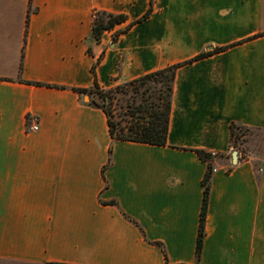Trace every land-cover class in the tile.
I'll use <instances>...</instances> for the list:
<instances>
[{
	"label": "crops",
	"instance_id": "0c3cea01",
	"mask_svg": "<svg viewBox=\"0 0 264 264\" xmlns=\"http://www.w3.org/2000/svg\"><path fill=\"white\" fill-rule=\"evenodd\" d=\"M150 1L0 0V261L264 264V158L230 144L232 122L264 130V0H154L114 42ZM96 10L128 20L93 41ZM217 48L177 69L167 145L113 139L94 95L75 90ZM196 149L224 155L200 259Z\"/></svg>",
	"mask_w": 264,
	"mask_h": 264
},
{
	"label": "trees",
	"instance_id": "16d2710c",
	"mask_svg": "<svg viewBox=\"0 0 264 264\" xmlns=\"http://www.w3.org/2000/svg\"><path fill=\"white\" fill-rule=\"evenodd\" d=\"M153 1L154 0L150 1V7L140 19H138L133 23H130L126 28L119 30H115L116 26L128 20V17L125 14H114L101 10L94 11L92 30H91L92 40L100 41L105 32L115 30L113 34V41L116 42L122 34H124L129 30L131 26H133L137 22H141L147 19L151 15L153 11ZM30 4H31V0H30ZM30 12H31V6H30ZM27 25H28V20H27ZM222 49L223 48H217L214 51L203 52L197 55L196 57L189 59L185 62L170 65L163 69L149 73L138 79L124 83V84L132 85L142 80L154 79L160 77L162 86H165L166 93L165 94L160 93L158 95H149L147 97L141 98L138 105L129 107L126 113L127 114L126 117L120 120L114 119L113 112L111 111V109L106 105H101L95 99H93L90 102V104L96 107H100L106 112L108 116L109 131L113 139L136 141V142L155 144V145H167L168 128H169L171 106H172L171 98H172L173 84L177 69L184 64L191 63L198 59L207 57L211 55L213 52H218ZM88 53L92 54L91 48H88ZM100 60L101 58L96 60L92 65V72L94 76L96 75V69ZM28 83H32V82H28ZM36 84L42 85L41 83H36ZM118 86H116L115 88H118ZM75 90L81 94L94 95L95 93H99L101 96H103V98L106 101H108L109 99H111L108 92H111L113 89L111 88L108 89L107 91L100 89L95 77V86L93 88L91 89L75 88ZM254 132H257V134L258 132L261 133L260 135L261 140L260 142L258 141L259 143L257 145V152H258L259 161H262V159L264 158V130L262 129L252 128L239 122H232L230 124L231 148L232 150H238V151L242 150L245 153H249V151L244 148L245 146L243 143L247 142L249 137L257 135L254 134ZM242 145L243 148H241ZM195 151L198 154L199 158L207 163V170L203 179L204 196H203L202 210L200 214L199 232H198L197 245H196V257L197 259H200L203 248V241L206 234L205 226H206V217H207L209 196L211 190V180L214 174L213 169L217 165L212 159V155L210 152H207L202 149H196ZM110 153H111V149H110ZM227 156L230 157L231 153H229ZM218 157H224V155L219 154ZM110 163H111V157H109L108 163L104 167V169L107 168L110 165ZM109 204L116 205L117 202L110 201ZM126 217L132 220L134 223H136V221H134L129 216ZM157 244L163 249V245L161 243H157Z\"/></svg>",
	"mask_w": 264,
	"mask_h": 264
},
{
	"label": "rangeland",
	"instance_id": "374dc122",
	"mask_svg": "<svg viewBox=\"0 0 264 264\" xmlns=\"http://www.w3.org/2000/svg\"><path fill=\"white\" fill-rule=\"evenodd\" d=\"M112 89L111 92H108L111 98L108 101H106L99 93L94 94V99L101 105L108 106L113 112V117L116 120L126 117L129 107L138 105L141 98L149 95L166 93L165 86H162L160 77L142 80L132 85L121 84L118 88L114 87ZM254 134H257V132H254ZM260 135L261 133L258 132L257 135L249 137L248 141L243 143L245 146L244 148L249 151L250 156L258 157L257 145L261 140ZM241 148H243V145ZM0 264L16 263L0 261Z\"/></svg>",
	"mask_w": 264,
	"mask_h": 264
},
{
	"label": "built area",
	"instance_id": "2783aa9c",
	"mask_svg": "<svg viewBox=\"0 0 264 264\" xmlns=\"http://www.w3.org/2000/svg\"><path fill=\"white\" fill-rule=\"evenodd\" d=\"M38 128H39V124L38 123H34L28 128V131H35ZM211 155H212V159L214 160V159H216L219 156V153L212 152ZM218 169H219V167L215 166L214 169H213V173H215Z\"/></svg>",
	"mask_w": 264,
	"mask_h": 264
},
{
	"label": "water",
	"instance_id": "95a60500",
	"mask_svg": "<svg viewBox=\"0 0 264 264\" xmlns=\"http://www.w3.org/2000/svg\"><path fill=\"white\" fill-rule=\"evenodd\" d=\"M86 97H87V99H89L90 95H86ZM232 159H233V163L236 164L237 163V159H238V152L237 151H233Z\"/></svg>",
	"mask_w": 264,
	"mask_h": 264
}]
</instances>
